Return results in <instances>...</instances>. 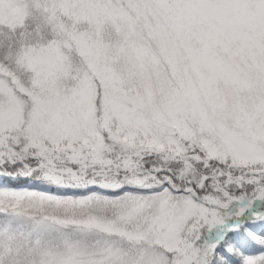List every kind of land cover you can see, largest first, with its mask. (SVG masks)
I'll list each match as a JSON object with an SVG mask.
<instances>
[{"label": "snow or ice", "instance_id": "1", "mask_svg": "<svg viewBox=\"0 0 264 264\" xmlns=\"http://www.w3.org/2000/svg\"><path fill=\"white\" fill-rule=\"evenodd\" d=\"M0 264H264V0H0Z\"/></svg>", "mask_w": 264, "mask_h": 264}]
</instances>
